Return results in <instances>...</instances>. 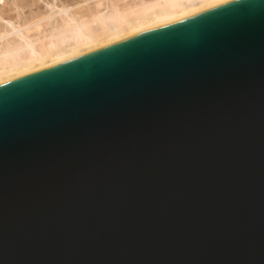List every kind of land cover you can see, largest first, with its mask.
I'll list each match as a JSON object with an SVG mask.
<instances>
[{"label": "water", "instance_id": "obj_1", "mask_svg": "<svg viewBox=\"0 0 264 264\" xmlns=\"http://www.w3.org/2000/svg\"><path fill=\"white\" fill-rule=\"evenodd\" d=\"M0 264H264V0L0 85Z\"/></svg>", "mask_w": 264, "mask_h": 264}, {"label": "bare ground", "instance_id": "obj_2", "mask_svg": "<svg viewBox=\"0 0 264 264\" xmlns=\"http://www.w3.org/2000/svg\"><path fill=\"white\" fill-rule=\"evenodd\" d=\"M230 1L150 0L129 5L112 1L104 9L98 5L99 10L89 12L88 19L65 11L72 16L48 35L33 40L18 32L17 38L0 46V85Z\"/></svg>", "mask_w": 264, "mask_h": 264}, {"label": "rangeland", "instance_id": "obj_3", "mask_svg": "<svg viewBox=\"0 0 264 264\" xmlns=\"http://www.w3.org/2000/svg\"><path fill=\"white\" fill-rule=\"evenodd\" d=\"M112 1L121 5L150 2V0H0V46L17 38L19 33L29 34L33 40L42 38L54 28L61 26L73 14L74 18L88 19L89 12L91 14V11H97L98 5L105 8L108 4L110 6ZM65 11L72 15L69 16Z\"/></svg>", "mask_w": 264, "mask_h": 264}]
</instances>
